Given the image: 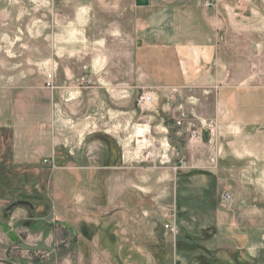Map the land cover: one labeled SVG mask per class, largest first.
<instances>
[{
	"label": "rangeland",
	"instance_id": "374dc122",
	"mask_svg": "<svg viewBox=\"0 0 264 264\" xmlns=\"http://www.w3.org/2000/svg\"><path fill=\"white\" fill-rule=\"evenodd\" d=\"M207 1L150 0L138 7L134 0H0V107L4 117L9 107L27 110L28 123L27 171L0 172V259L44 264L53 251L50 264H264V169L245 182L242 163L228 171L226 149L211 162L206 145L214 169L190 167L195 154L183 158V140L169 141L165 165L121 159L114 113L121 97L136 102L144 91L135 50L151 33L145 20L154 36L165 31L179 67L180 59L197 56L204 23L219 16L221 57L237 72L264 70V44L251 40L260 35L264 0ZM249 21L251 28L243 24ZM47 70L55 73L53 90L44 86ZM171 95L174 105L209 96L199 124L215 150L223 129L210 115L212 94ZM152 107L139 113L149 115ZM87 115L104 125L98 121L100 131L80 137L76 123ZM13 130L19 131L0 128V153ZM242 161L264 166V155Z\"/></svg>",
	"mask_w": 264,
	"mask_h": 264
},
{
	"label": "crops",
	"instance_id": "0c3cea01",
	"mask_svg": "<svg viewBox=\"0 0 264 264\" xmlns=\"http://www.w3.org/2000/svg\"><path fill=\"white\" fill-rule=\"evenodd\" d=\"M222 23L219 16H216L211 24L205 22L203 40L195 45L193 44L195 49L198 50L197 56L192 57L191 62L180 59V64H182L176 67L178 63L172 61L171 51H168L167 48L165 31L154 36L151 34L154 33L151 21H144L142 27L147 30L146 32L151 30V33H147V38L136 41L138 45L135 50L138 63L137 69L143 67L141 69L143 71L142 75H145L146 78L145 84L138 88L144 91L150 89L154 92L156 100L149 115L139 113L137 98L136 102L135 98L134 101L129 99L130 95L117 100L116 104L120 109H117L114 113L116 116V133L117 137L120 138L133 130L140 132L143 129H151L157 137L174 141V143L172 142L173 145L176 141L183 140V145L179 142V153L185 159L194 153L195 163H192L190 167L202 170L214 169V166L208 160L209 151L205 149L204 145H206V148L212 149L210 152L212 153L211 162L215 158L220 159V153H222V147H224L227 155V170L236 172L239 164L242 163L243 171L248 173L243 175L244 181L247 182V179L250 181L252 179L257 180L255 172H261L264 169L262 164L254 165L248 161H242L244 156L247 155L255 158L257 155H264V79L258 77L264 76V70L254 71L250 69L237 72L233 64L221 57L217 50L221 34L220 28L224 25ZM230 23L237 24L236 22ZM243 24L248 28L254 26L251 21ZM257 28L260 30L258 40H251H256L262 46L264 44L263 20L260 21ZM139 60L143 61L142 64L140 63V67ZM191 91L212 94L210 115L215 120L218 128L223 129V134L216 139L219 142L216 143L215 150L212 146L207 145L206 141L209 134L207 131L203 132L204 127L199 124L207 116L202 112L200 106L204 104L209 96L201 95L196 99L190 98L193 100L192 102H189V99L185 97L183 101L177 102L175 105L169 99L173 97L172 92L183 94ZM190 103L196 104V106L189 109ZM9 108L7 110L9 111L8 115L4 117L5 108L0 107V128L17 127L19 131L13 130L15 135L10 134L9 145L6 143L7 137H3L5 143L3 152L0 153V172L14 169L25 172L27 171L28 144L27 110ZM176 111L178 114H176ZM180 114H183L184 117L181 124L178 125L176 122L180 118ZM13 115H18L19 120L13 118ZM94 119L96 125H98L101 118L95 117ZM101 121L103 120H100L99 124L104 125ZM192 129L200 132L201 137H193L190 133ZM98 131L100 129L97 128L95 132ZM221 137L226 141L221 143ZM193 146H195L194 150L190 149ZM233 178V181H236L235 175ZM5 183L8 182L5 181ZM19 183L21 186L22 177L19 179ZM21 212L22 209H20V212L18 211L20 214ZM9 262L15 264L12 261Z\"/></svg>",
	"mask_w": 264,
	"mask_h": 264
},
{
	"label": "built area",
	"instance_id": "2783aa9c",
	"mask_svg": "<svg viewBox=\"0 0 264 264\" xmlns=\"http://www.w3.org/2000/svg\"><path fill=\"white\" fill-rule=\"evenodd\" d=\"M221 0H210L206 2L207 6L217 5ZM44 86L48 89H55V73L53 70H47L44 73ZM156 100L155 94L152 91H146L139 95L137 105L141 109H148L153 106ZM95 117L91 115L85 116L83 121L76 123L80 131V137L86 133L94 132L97 129ZM182 118L177 120L180 125ZM195 138H200L201 133L198 131L191 132ZM121 148V159L126 164L151 163L152 165H165L169 162L172 147L167 138L157 137L151 129H143L140 132L133 130L119 139ZM232 196L226 192L223 194L222 201L230 202Z\"/></svg>",
	"mask_w": 264,
	"mask_h": 264
},
{
	"label": "water",
	"instance_id": "95a60500",
	"mask_svg": "<svg viewBox=\"0 0 264 264\" xmlns=\"http://www.w3.org/2000/svg\"><path fill=\"white\" fill-rule=\"evenodd\" d=\"M149 2H150V0H134V4L138 7L148 6ZM27 248L28 249H48L49 250V248H47L46 246H40V247H31V246L29 247L28 246ZM71 248H72V245L70 247H68L67 249L60 251L58 253V256H62L64 254L68 253L71 250ZM56 256H57L56 253L51 251L49 259L47 261H45L44 264H50L55 259ZM0 262L5 263V264H13V263L5 260V259H0Z\"/></svg>",
	"mask_w": 264,
	"mask_h": 264
}]
</instances>
